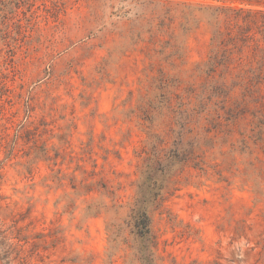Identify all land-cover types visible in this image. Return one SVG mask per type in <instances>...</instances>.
Returning <instances> with one entry per match:
<instances>
[{
	"label": "rangeland",
	"instance_id": "rangeland-1",
	"mask_svg": "<svg viewBox=\"0 0 264 264\" xmlns=\"http://www.w3.org/2000/svg\"><path fill=\"white\" fill-rule=\"evenodd\" d=\"M4 1L0 264H140L136 182L176 143L154 263L264 264V84L207 73L212 28L177 5L218 2Z\"/></svg>",
	"mask_w": 264,
	"mask_h": 264
},
{
	"label": "trees",
	"instance_id": "trees-1",
	"mask_svg": "<svg viewBox=\"0 0 264 264\" xmlns=\"http://www.w3.org/2000/svg\"><path fill=\"white\" fill-rule=\"evenodd\" d=\"M131 1L148 3L155 0ZM216 1L218 3L215 4L191 2L177 4L183 9L182 26L186 27L191 18L195 27L205 22L212 28V48L204 64L207 73H214L218 68H224L229 73L232 70H239L242 76L248 78L250 84H264V0ZM0 4L7 7L5 4H9V1L0 0ZM126 6L121 3L117 9ZM0 12L2 43L9 38L8 32L2 26L14 11L11 8L3 14V10L0 9ZM246 58L251 60V64L244 65ZM162 86L166 88L168 85L163 81ZM187 160L188 155L177 147V143L162 157L150 154L144 160L140 177L136 182L135 197L126 220V226L130 228L131 235L138 242L135 251L140 264H155L150 213L160 203L171 179L184 167Z\"/></svg>",
	"mask_w": 264,
	"mask_h": 264
}]
</instances>
